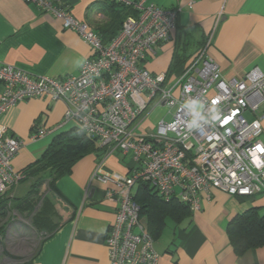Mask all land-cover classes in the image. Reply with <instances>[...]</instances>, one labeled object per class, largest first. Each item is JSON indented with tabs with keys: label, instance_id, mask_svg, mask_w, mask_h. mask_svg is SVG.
Returning <instances> with one entry per match:
<instances>
[{
	"label": "built area",
	"instance_id": "obj_1",
	"mask_svg": "<svg viewBox=\"0 0 264 264\" xmlns=\"http://www.w3.org/2000/svg\"><path fill=\"white\" fill-rule=\"evenodd\" d=\"M61 19L91 47L77 75L63 79L34 76L27 70L0 63V117L18 103L37 98L62 101L65 119L77 120L80 129L101 148L132 154L129 175H107L98 166L92 181L109 186L106 197L117 201L115 222L106 236L110 264H159L154 238L141 217L133 190L148 183L165 202L176 200L191 212L202 209L216 188L230 196L249 199L264 194V142L262 123L248 120L264 104V73L255 67L242 78L226 79L209 54L216 27L180 73L154 74L144 63L174 38L181 9H165L145 0L124 2L131 8L118 35L105 44L87 22L79 21L59 0H23ZM172 79V80H170ZM188 89V91H186ZM204 104L199 123L203 133L190 129L193 117L182 105ZM215 101V102H214ZM174 112L160 121L155 132H138L154 104ZM209 107H219L222 119L211 121ZM53 131L36 129L33 139ZM23 142L0 129V199L25 174L15 171L13 160ZM255 154V156H254ZM260 165V166H259Z\"/></svg>",
	"mask_w": 264,
	"mask_h": 264
},
{
	"label": "crops",
	"instance_id": "obj_2",
	"mask_svg": "<svg viewBox=\"0 0 264 264\" xmlns=\"http://www.w3.org/2000/svg\"><path fill=\"white\" fill-rule=\"evenodd\" d=\"M59 1L108 44L120 30L106 31L113 11L121 10L124 2L140 0ZM149 3L181 9L173 40L161 45L144 63L150 72L167 73L168 77L180 73L214 30L217 15L223 11L209 48L211 58L226 79L242 78L255 67L264 73V0H145ZM92 52L61 19L23 0H0V63L21 67L34 76L63 79L77 75ZM3 90L0 82V97ZM165 107L164 103L150 107L137 131L155 132L160 121L168 120L171 111L163 114ZM65 113L62 101L37 98L18 103L0 117V129H7L9 136L23 142L13 167L25 174V180L11 193L8 191L7 204L0 207V219L9 217L11 205L26 216L37 210V214L44 212L48 217L45 224H39L41 241L26 256H11L4 245L5 226L1 227L0 244L4 247L0 249V264H4L5 256L11 259L8 264H110L105 241L115 222L118 203L107 199L109 186L92 181V177L99 165L107 175H129L134 166L132 154L110 152L95 141L97 150L52 186L48 181L37 185L36 179L27 177L29 167L42 158L58 135L80 129L77 120L66 122ZM246 117L261 121L264 142V104L255 114L247 111ZM36 129L53 132L33 139ZM22 186L25 192L21 193ZM37 199L41 210L34 204ZM250 209L264 216V194L242 199L212 189L210 200L203 197L200 211L190 212L181 220L166 219L161 235L154 239L159 264H264V245L239 256L228 234L231 220Z\"/></svg>",
	"mask_w": 264,
	"mask_h": 264
},
{
	"label": "trees",
	"instance_id": "obj_3",
	"mask_svg": "<svg viewBox=\"0 0 264 264\" xmlns=\"http://www.w3.org/2000/svg\"><path fill=\"white\" fill-rule=\"evenodd\" d=\"M121 6V10L113 11L112 22L106 31H109L110 28L114 30L113 32L121 30L123 21L129 14L133 13L126 4L122 3ZM96 150V142L89 139L81 129L62 133L53 140L42 158L29 167L27 177L36 179L37 185L48 181V184L52 186L59 177L70 173L76 163ZM6 197L7 194L0 199V207L7 204ZM134 199L141 206V217L154 239L161 235L167 218L181 220L191 212L188 206L176 200L165 202L148 183L137 185ZM31 207L34 208V204L31 203ZM47 218L44 212H40L36 218L38 227L43 223L45 224ZM228 234L234 250L239 256L252 248L263 246L264 216H260L255 209H250L245 214L236 216L231 220Z\"/></svg>",
	"mask_w": 264,
	"mask_h": 264
},
{
	"label": "rangeland",
	"instance_id": "obj_4",
	"mask_svg": "<svg viewBox=\"0 0 264 264\" xmlns=\"http://www.w3.org/2000/svg\"><path fill=\"white\" fill-rule=\"evenodd\" d=\"M164 109L165 110L163 114H166L170 111L167 106ZM175 111L176 109H173L172 112L169 113L167 122L171 121L172 116ZM24 180L25 178L20 181L19 185ZM24 187L25 186H22V189L20 191L21 193L25 192ZM12 190L13 188L10 190L9 193H11ZM136 192H137V187H135V189L133 190L134 194ZM31 198L32 197H30V199ZM36 201L37 203H34L36 206L38 205L36 208L41 210L42 209L41 202L40 204H38L39 202L38 199ZM15 207L16 206H12V205L9 206L10 208L9 217L3 220L0 219V228L5 226L4 230L6 232V236L4 238L6 239V241L4 245H6V248L11 253V256H14V257H16L17 255L26 256L29 254L31 249H34V244L37 245L42 239L40 228L38 227V224L36 223L38 212L36 210L32 212L33 214H28L26 216L25 214L19 212L18 209H16ZM4 245L0 244V249H2ZM5 259L6 260L4 261V264L10 263L11 261L10 258L5 256Z\"/></svg>",
	"mask_w": 264,
	"mask_h": 264
},
{
	"label": "clouds",
	"instance_id": "obj_5",
	"mask_svg": "<svg viewBox=\"0 0 264 264\" xmlns=\"http://www.w3.org/2000/svg\"><path fill=\"white\" fill-rule=\"evenodd\" d=\"M186 91H188V89H186ZM182 107L193 117L188 122V127L203 133L202 126L199 122L206 119L202 116V111L205 107L204 104L199 100H189L185 102ZM209 116L211 117V121L216 123L222 119V110L219 107H209Z\"/></svg>",
	"mask_w": 264,
	"mask_h": 264
},
{
	"label": "snow or ice",
	"instance_id": "obj_6",
	"mask_svg": "<svg viewBox=\"0 0 264 264\" xmlns=\"http://www.w3.org/2000/svg\"><path fill=\"white\" fill-rule=\"evenodd\" d=\"M215 102V101H214Z\"/></svg>",
	"mask_w": 264,
	"mask_h": 264
}]
</instances>
